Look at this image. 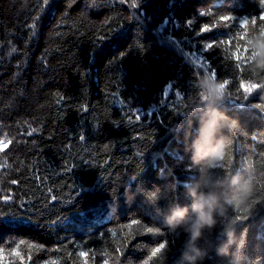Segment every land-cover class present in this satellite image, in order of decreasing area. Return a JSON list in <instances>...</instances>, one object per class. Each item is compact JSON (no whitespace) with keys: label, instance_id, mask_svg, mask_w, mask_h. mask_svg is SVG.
<instances>
[{"label":"trees","instance_id":"trees-1","mask_svg":"<svg viewBox=\"0 0 264 264\" xmlns=\"http://www.w3.org/2000/svg\"><path fill=\"white\" fill-rule=\"evenodd\" d=\"M261 18L264 0H0V264H189L209 195L197 264H264Z\"/></svg>","mask_w":264,"mask_h":264},{"label":"clouds","instance_id":"clouds-1","mask_svg":"<svg viewBox=\"0 0 264 264\" xmlns=\"http://www.w3.org/2000/svg\"><path fill=\"white\" fill-rule=\"evenodd\" d=\"M210 89L215 96L222 95V91L215 84H212ZM214 125L215 121L209 125V129L205 133L203 143L197 145V155L201 156L202 158H206L209 164L213 166H215L216 163L222 161L225 156V145L223 142L217 144L214 147L212 146L211 136ZM193 207L198 213V219L191 228V240L189 241V247H192L193 250L196 251V256L189 258V264H197L198 259L201 258V253L199 249L195 248V244L196 241L200 239L203 228L213 227L215 224V219L213 216L214 197L212 195L201 197L200 202L196 203ZM186 213L187 208L175 212L169 223L178 224Z\"/></svg>","mask_w":264,"mask_h":264},{"label":"snow or ice","instance_id":"snow-or-ice-1","mask_svg":"<svg viewBox=\"0 0 264 264\" xmlns=\"http://www.w3.org/2000/svg\"><path fill=\"white\" fill-rule=\"evenodd\" d=\"M221 19H229V17H222ZM261 19H264V18H261ZM202 32H207L209 31V28L208 27H204L202 30ZM213 45L211 43L205 45L203 47V51H207L208 49L212 48ZM237 59H239V57H237ZM223 87V85L221 86ZM258 85L256 84H252L250 86H246L245 87V91L250 93L253 89L257 88ZM34 131V130H33ZM31 134V133H29ZM13 143L12 139H7V140H4V139H0V153L4 152L5 150H7L10 145ZM133 223H137L136 221H134ZM148 231H151V229H148ZM23 243V242H21ZM30 247H34V245H30ZM166 245L164 243H160L158 247L154 248L151 252V256H149V260H151L153 257H156L158 256L159 254L162 253V251L165 249ZM81 255H85V253H81Z\"/></svg>","mask_w":264,"mask_h":264},{"label":"rangeland","instance_id":"rangeland-1","mask_svg":"<svg viewBox=\"0 0 264 264\" xmlns=\"http://www.w3.org/2000/svg\"><path fill=\"white\" fill-rule=\"evenodd\" d=\"M228 17L229 19H227V21H231V23L238 25L239 28H242L246 22V19L243 16L236 13H234L233 15L229 14Z\"/></svg>","mask_w":264,"mask_h":264}]
</instances>
